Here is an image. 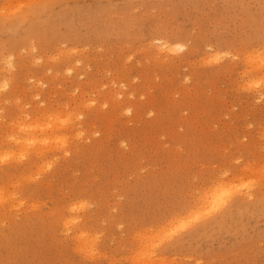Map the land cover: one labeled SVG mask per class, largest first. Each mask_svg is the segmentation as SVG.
<instances>
[{
    "label": "rangeland",
    "instance_id": "1",
    "mask_svg": "<svg viewBox=\"0 0 264 264\" xmlns=\"http://www.w3.org/2000/svg\"><path fill=\"white\" fill-rule=\"evenodd\" d=\"M0 264H264V0H0Z\"/></svg>",
    "mask_w": 264,
    "mask_h": 264
},
{
    "label": "bare ground",
    "instance_id": "2",
    "mask_svg": "<svg viewBox=\"0 0 264 264\" xmlns=\"http://www.w3.org/2000/svg\"><path fill=\"white\" fill-rule=\"evenodd\" d=\"M161 47L164 50L167 49L168 42H162ZM178 49L184 50L185 47L182 45ZM170 50L175 51L176 49H168V51ZM254 84H259V81L254 82ZM27 136H33V135L28 134ZM27 139L28 140L31 139L33 141L32 137H28ZM252 195H253L252 193H248V194L239 193L238 194L237 191H228V186L223 184V185L216 186L211 192L206 194L201 202L202 204H205V206L209 207V214L212 215V214L219 212L224 206L228 205V203L231 201L230 197H235V200L237 198L238 199L237 202H243V201H246L247 198L251 197ZM71 222L73 224H77L79 220L77 218H74L73 220H71ZM180 228H184V227L181 226ZM180 228L177 231H179ZM167 232H168L167 237L173 238L174 233L171 234L170 230L164 233H167ZM86 244H88V242Z\"/></svg>",
    "mask_w": 264,
    "mask_h": 264
}]
</instances>
